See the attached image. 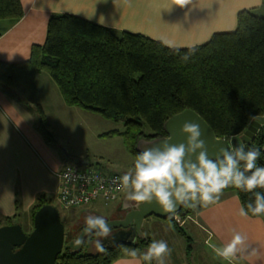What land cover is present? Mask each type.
Listing matches in <instances>:
<instances>
[{"label": "trees", "instance_id": "16d2710c", "mask_svg": "<svg viewBox=\"0 0 264 264\" xmlns=\"http://www.w3.org/2000/svg\"><path fill=\"white\" fill-rule=\"evenodd\" d=\"M262 4L264 8V0ZM22 16L20 0H0V22L13 23ZM42 72L57 85L67 106L106 120H122L123 130H110L99 137L120 136L133 159L139 138L166 136L164 122L185 109L198 113L216 137L228 140L244 134L252 120L264 115V15L243 10L232 32L213 34L206 43L193 47L170 48L143 35L115 32L71 14H52L45 42L32 46L27 60L0 61V86L34 114L39 131L48 143L55 144L36 87V77ZM260 127L245 144L261 149L258 164L264 165V125ZM230 188L241 205L255 199L251 193ZM47 204H52L50 198L37 196L32 218ZM192 213L190 207L183 206L177 218L183 220ZM248 215L264 218V213ZM14 219L5 218V225L15 224ZM150 221L155 223L152 234ZM178 222L174 217H150L143 227L146 239L105 246L103 252L87 251L95 236L89 235L81 252L64 249L55 264H112L122 256H132L131 249L144 251L151 240L162 239L171 230L186 242L190 257L193 238ZM83 227L85 224L74 231L64 227L66 242Z\"/></svg>", "mask_w": 264, "mask_h": 264}, {"label": "crops", "instance_id": "0c3cea01", "mask_svg": "<svg viewBox=\"0 0 264 264\" xmlns=\"http://www.w3.org/2000/svg\"><path fill=\"white\" fill-rule=\"evenodd\" d=\"M20 2L23 16L13 23L0 22L2 62L16 63L27 60L32 46L45 42L48 20L52 14H71L115 32L126 31L143 35L170 48H189L206 43L213 34L235 30L239 12L252 10L257 13L263 9L262 0H20ZM36 87L47 122L55 133H58L59 129L61 132L59 134L62 135L64 123L61 120L59 123L60 116L66 119L72 111L78 114L83 112L77 107L78 110H73V107L64 103L57 85L48 74L42 72L37 75ZM54 105L60 112L57 122L51 120ZM86 117L96 121L94 116ZM260 125L256 120H252L245 133L253 138L259 133ZM102 133L105 132L97 133L98 139H103L99 137ZM78 159L87 161L89 165L86 158ZM64 166L66 161L57 149L56 142L51 144L46 141L37 128L34 114L0 86V227L5 225V218H15L14 221L20 224V217L25 215V224L20 225L25 232H30L33 227L31 208L37 196L45 195L51 202L53 199L58 200L59 180L56 174ZM240 206L239 198L229 186L222 190L217 202L206 206L197 202L196 207H190L193 213L188 215L186 217L188 221L184 220L183 223L185 226L189 225L194 237H202L212 254L225 264H264V218L249 215L242 217L238 214ZM154 227V221H150L148 223L150 234ZM233 230L246 236L247 248L236 257L225 260L215 254L213 245H221L230 240ZM172 238L173 235L170 241ZM96 239L94 236L90 240L88 252L97 251ZM108 239L104 241V246L108 244ZM177 240L180 242L181 238ZM177 240L176 244L175 240L172 244L168 242L169 247L175 245L176 248V254L173 252L170 258L176 264H191L185 247L178 244ZM138 253L136 256H122L112 264H144L142 256ZM190 257L192 264H207L201 255Z\"/></svg>", "mask_w": 264, "mask_h": 264}, {"label": "clouds", "instance_id": "9594fccd", "mask_svg": "<svg viewBox=\"0 0 264 264\" xmlns=\"http://www.w3.org/2000/svg\"><path fill=\"white\" fill-rule=\"evenodd\" d=\"M181 131L186 133L185 142L169 143L170 136L164 137L158 145L148 141L153 146L138 152L132 169L116 178L118 188L125 193V208L129 206L127 202H134L131 206L137 208L140 202L155 200L161 211L171 218L179 206L194 208L197 202L205 206L215 203L224 188L234 186L255 198L239 207L240 216L264 213V191H254L264 189V165L258 164L260 148H249L241 140L235 146L220 148L213 158L205 148L199 124L186 121ZM84 231L94 233L96 249L103 252L104 241L111 234L105 217L86 216ZM246 239L245 235L233 230L231 239L213 245V250L217 256L230 260L244 252ZM80 243L79 239L75 241L76 245ZM129 251L132 256L137 255L135 249ZM170 252L166 240L153 239L140 255L145 264H151L153 260L156 264H166L165 257Z\"/></svg>", "mask_w": 264, "mask_h": 264}, {"label": "water", "instance_id": "95a60500", "mask_svg": "<svg viewBox=\"0 0 264 264\" xmlns=\"http://www.w3.org/2000/svg\"><path fill=\"white\" fill-rule=\"evenodd\" d=\"M261 125H264V117L255 119ZM186 121H192L200 125L201 138L205 142V148L210 157H215L218 150L222 147L235 146L241 140L246 143L251 141V137L244 133L239 136L231 137L227 140L216 137L208 123L195 111L185 109L170 118L163 124V130L166 136L151 139L139 138L136 142L135 149L137 152L144 148L161 143L164 137L170 136L169 143L178 144L185 142L186 133L181 131L182 125ZM264 150V145L263 148ZM81 166L87 165V161H79ZM126 202L125 194L122 197L117 212L121 216L109 220L111 227V236L107 240L106 246H117L119 244H131L135 239H146L143 232L144 222L150 217L167 219L169 215L162 212L160 206L153 200L151 203L140 202L139 207L133 208L134 202H127L128 207L123 205ZM183 206H179L175 215L178 216ZM172 216V217H174ZM33 227L30 232H25L20 224L3 225L0 227V264H55L57 257L68 250L70 253H79L82 251L85 240L89 235L84 228L78 235L66 242L65 229L60 221L58 210L51 204L39 208L33 216ZM143 234V235H141ZM79 239L81 243L75 244Z\"/></svg>", "mask_w": 264, "mask_h": 264}, {"label": "rangeland", "instance_id": "374dc122", "mask_svg": "<svg viewBox=\"0 0 264 264\" xmlns=\"http://www.w3.org/2000/svg\"><path fill=\"white\" fill-rule=\"evenodd\" d=\"M257 14L264 15V8L257 11ZM73 110L78 109H76V107H73ZM81 111L83 113L80 114L76 113V111H72V113H70L66 117V119H63V116H60L59 123L60 120L64 123V132H62V135L59 134L61 133L59 129L57 130L58 133H55L52 129V133L54 134L56 140L57 149L66 161V165H72L76 163L78 158H86L89 161V165L98 170L103 171L104 173H116L118 175H123L126 171L131 170L135 159L131 158L126 153L121 137L116 136L112 139H98V137L96 136L97 133L100 132H107L110 130H123V121L121 120L115 122L112 120H106L100 117L99 115L84 110ZM51 112V120L57 122L58 114L60 112L58 111V108H56L55 105L54 109ZM85 116H94L93 118H96V121H91L89 119L91 117L85 118ZM121 199L109 202L107 204L103 201H96L86 206L72 207L70 209H63L59 201L53 199L52 205L58 210L60 221L61 223H63L66 231H74L79 226L85 224V217L88 215H101L104 216L107 221L115 219L118 213L117 208L120 204ZM20 218V224H25V215H22ZM177 220L180 223H183V221L187 219L185 217L183 220L180 218H177ZM181 225L185 226L184 223ZM184 228L187 234L193 238V241L190 244L192 247L189 249L190 256L192 255V258L201 255L202 258H205L207 264H225L224 261L219 260L217 257H215L214 254H212L210 247L204 244V240L202 239V237H194L192 229L189 227L188 224ZM170 232L171 234H166L167 232H165V235L162 239H165L166 237L169 242L171 240V235H173L172 241L170 242L172 244V242L175 240L176 244L177 238L181 237H179L174 230H171ZM177 242L178 244L185 247L186 252V242L182 238L180 242L178 240ZM170 249V255L165 257L166 264H176L170 258L173 252L174 254H176L175 245L170 246ZM142 252H139L138 254H141ZM188 260L192 264L191 257H189ZM151 264H156V261L153 260Z\"/></svg>", "mask_w": 264, "mask_h": 264}, {"label": "built area", "instance_id": "2783aa9c", "mask_svg": "<svg viewBox=\"0 0 264 264\" xmlns=\"http://www.w3.org/2000/svg\"><path fill=\"white\" fill-rule=\"evenodd\" d=\"M56 175L59 180L57 198L63 209L86 206L96 201L107 204L120 200L124 194L116 181L121 175L104 173L91 165H66ZM174 219L177 220V216Z\"/></svg>", "mask_w": 264, "mask_h": 264}, {"label": "flooded vegetation", "instance_id": "af4514ba", "mask_svg": "<svg viewBox=\"0 0 264 264\" xmlns=\"http://www.w3.org/2000/svg\"><path fill=\"white\" fill-rule=\"evenodd\" d=\"M79 160V159H78ZM80 161V160H79ZM122 215V213H117V215H116V217H119V216H121ZM111 236V235H110ZM110 236L108 237V238H110Z\"/></svg>", "mask_w": 264, "mask_h": 264}]
</instances>
